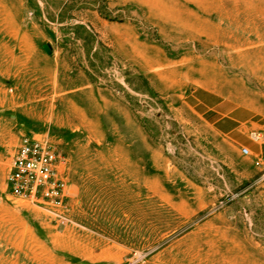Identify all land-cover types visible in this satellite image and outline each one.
<instances>
[{
  "label": "rangeland",
  "instance_id": "obj_1",
  "mask_svg": "<svg viewBox=\"0 0 264 264\" xmlns=\"http://www.w3.org/2000/svg\"><path fill=\"white\" fill-rule=\"evenodd\" d=\"M23 136L64 225L8 192ZM0 264H264V0H0Z\"/></svg>",
  "mask_w": 264,
  "mask_h": 264
},
{
  "label": "built area",
  "instance_id": "obj_2",
  "mask_svg": "<svg viewBox=\"0 0 264 264\" xmlns=\"http://www.w3.org/2000/svg\"><path fill=\"white\" fill-rule=\"evenodd\" d=\"M255 140H260L257 133ZM250 155L249 149H244ZM65 159L48 141L23 136L7 178L12 197L31 202L45 211L56 223L70 220L68 206L69 186L61 174Z\"/></svg>",
  "mask_w": 264,
  "mask_h": 264
}]
</instances>
